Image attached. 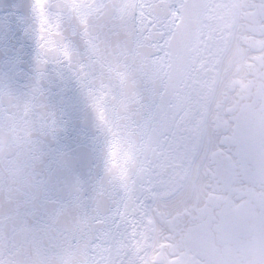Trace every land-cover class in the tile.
<instances>
[{
	"label": "snow or ice",
	"instance_id": "6c2138e0",
	"mask_svg": "<svg viewBox=\"0 0 264 264\" xmlns=\"http://www.w3.org/2000/svg\"><path fill=\"white\" fill-rule=\"evenodd\" d=\"M0 264H264V0H0Z\"/></svg>",
	"mask_w": 264,
	"mask_h": 264
}]
</instances>
